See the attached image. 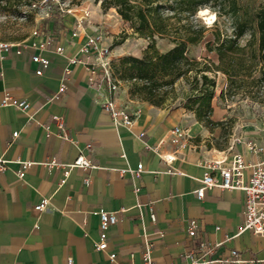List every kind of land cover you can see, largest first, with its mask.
<instances>
[{
	"label": "crops",
	"instance_id": "crops-1",
	"mask_svg": "<svg viewBox=\"0 0 264 264\" xmlns=\"http://www.w3.org/2000/svg\"><path fill=\"white\" fill-rule=\"evenodd\" d=\"M79 15L80 10L72 11L60 24L51 22L40 36L0 46V101L8 95L31 103L29 112L0 108V159L7 162V169L0 171V264H66L68 256L75 264H147V242L153 244L154 264L173 259L183 264L191 251L220 260L214 264H237L233 250L245 264H258L250 260L264 259V236L241 231L245 193L215 187L199 199L195 191L203 185L207 162H230L235 152L258 162L264 154L236 142L237 134L223 148L214 147L203 138L211 128L196 117L186 122L181 109L146 104L130 128H116L96 101L97 90L88 85L89 66L96 58L81 51L88 36L104 32L97 24L102 18L91 11L82 32L74 36ZM49 34L53 42L42 53L50 64L38 75L39 64L32 56ZM56 44L65 48L63 54L54 51ZM72 57L77 61L71 62ZM62 83L66 90L59 93ZM217 116L214 109L212 119ZM55 117L64 120L67 137ZM176 124L186 126L191 146L167 163L156 147L161 143L163 152L173 149L168 135ZM256 133L247 135H261ZM208 141L211 146L203 145ZM81 153L92 166L72 168L62 183L64 170ZM21 160L33 162L23 179L18 175ZM140 163L142 172L133 175L128 169L137 170ZM43 198L51 204L37 210L35 204ZM101 209H123L108 230V252H116L115 261L96 248ZM192 219L198 222L194 238L188 233ZM202 241L212 244L211 252L201 253Z\"/></svg>",
	"mask_w": 264,
	"mask_h": 264
},
{
	"label": "trees",
	"instance_id": "trees-1",
	"mask_svg": "<svg viewBox=\"0 0 264 264\" xmlns=\"http://www.w3.org/2000/svg\"><path fill=\"white\" fill-rule=\"evenodd\" d=\"M102 3L105 9L115 7L131 23L135 33L150 39L142 57L125 56L117 68L121 79L131 84L132 95L161 106L159 88L174 85L195 69L199 62L187 56L188 46L203 41L209 28L196 23L194 18L202 8H211L218 15L216 25L219 19L225 22L226 18L230 20L232 32L229 34L218 27L214 43L208 42V49L218 57V62L210 68L227 76L230 90L253 93L257 88L251 95L260 98L258 93L264 84V0L256 6L241 0H103ZM247 34L249 38L241 44ZM156 36L168 37L175 45L162 52L156 46ZM112 66L116 67L114 62ZM201 77L203 82L215 85L207 74ZM214 97L208 86L195 110L197 120L210 128L220 123L211 117Z\"/></svg>",
	"mask_w": 264,
	"mask_h": 264
},
{
	"label": "rangeland",
	"instance_id": "rangeland-1",
	"mask_svg": "<svg viewBox=\"0 0 264 264\" xmlns=\"http://www.w3.org/2000/svg\"><path fill=\"white\" fill-rule=\"evenodd\" d=\"M261 1L241 0L242 3H249L251 6H256ZM86 2L90 3L91 11L102 18L97 24L104 27L106 41L111 48L112 62L116 65L113 69L119 79L118 97L126 107L137 113L142 106L150 103L130 93L131 84L121 79L117 68L121 67V60L125 56L142 57L150 39L135 33L131 23L124 20L115 7L105 9L103 0H0V42L25 39L33 36L34 30L38 29L47 32L51 22L60 24L64 15L70 14L68 10L77 9ZM217 19V13L211 8H202L197 13L194 21L206 25L209 30L203 41L188 46L187 56L196 59L199 63L194 66L193 71L182 76L174 85L160 87L157 94L162 101L159 107L181 109L186 122H190L195 117L197 119L195 110L205 89L210 86L215 93L212 101L213 111L217 110L216 121L220 123L212 126L210 132L203 138L212 141L214 147L223 148L233 134L238 136L243 133L261 132L264 121V84L258 93L261 99L253 98L251 94H255L257 88L253 89V93L245 90H230L227 76L221 71L210 68L215 66L214 62H218V57L216 52L208 49V42L214 43V33L218 27L229 34L232 32L230 20L225 18L224 22L219 19L217 26ZM248 38L249 34L241 39V44H245ZM174 45L170 38L156 36V46L160 51H168ZM198 68L200 70L197 71ZM203 73L215 81L214 86L203 82L201 77ZM221 113L223 116H219ZM182 126L186 128L185 125ZM203 145L211 146L209 141L204 142Z\"/></svg>",
	"mask_w": 264,
	"mask_h": 264
},
{
	"label": "built area",
	"instance_id": "built-area-1",
	"mask_svg": "<svg viewBox=\"0 0 264 264\" xmlns=\"http://www.w3.org/2000/svg\"><path fill=\"white\" fill-rule=\"evenodd\" d=\"M80 10V15L75 19L74 36L79 35L85 27L86 20L91 16V5L86 2L77 9L68 10V12ZM44 33L40 29L34 30L33 36H40ZM53 42V37L49 34L39 44L40 52L33 54L32 61L39 64V69L36 71L38 75H42L44 69L50 64V58L43 54V50ZM12 44L10 42H0V46L8 48ZM36 46V44H34ZM37 47V46H36ZM54 51L63 54L65 48L61 45H54ZM81 51L83 53H92L96 61L90 64V76L88 78V85L97 90L98 96L96 101L99 102L103 110L110 116L113 125L116 128L122 126L130 128L135 120L136 112L132 111L124 104L120 103L118 97L119 92V79L117 78L111 58V48L106 41V33L101 32L88 36L85 44L82 45ZM71 62H76V58H70ZM69 72V70H67ZM66 90V84L62 83L59 88V93ZM6 106H14L17 109L29 112L31 103L26 98H12L6 95L0 101V108ZM58 123L59 128L67 137L66 127L64 120L61 117L54 118ZM19 132H14V138L18 137ZM168 140L173 149L170 152L161 150V143L158 144L156 149L160 150L159 155L167 163H172L179 157L184 155L185 150L191 146L190 137L187 129L180 124H176L168 135ZM236 142L242 143L246 148L256 154H264V121L262 122L261 135L259 137L248 136L247 133L240 134L235 138ZM90 147V145H88ZM21 169L18 172L20 178L26 176L27 170L32 166L33 162L21 160ZM92 166L89 157L81 153L69 169L64 170V178L62 183L66 181L70 170L74 167L88 168ZM143 164H139L137 170L128 169L133 175H140L142 172ZM7 169V162L0 159V171ZM126 170H123L125 172ZM248 172V174H246ZM88 179H86V182ZM202 187L195 191L199 199L204 198L206 191L215 187L223 189H239L245 193L244 210H243V225L241 231L251 230L255 236H264V158L258 162L248 161L244 154L235 152L231 161H210L205 166V171L201 179ZM50 200L43 198L40 202L35 204L37 210L43 211L49 208ZM122 210H100V241L96 248L99 251L108 252V230L110 226L114 225L118 220V213ZM151 219L156 220V214L151 213ZM219 228V227H217ZM188 233L191 238L198 235V222L195 219L189 221ZM153 244L146 243L145 251L143 253L144 259L147 264H154L151 258V250ZM213 246L210 242L202 241L201 253L211 252ZM199 254V253H198ZM195 251L188 252L185 255L186 261L183 264H214L220 260L205 259L198 256ZM233 261L237 264H245L247 261L239 257L237 250L231 251ZM110 260L115 261L117 258L116 252H108ZM258 264H264V259L250 260ZM66 264H75L73 256H68ZM167 264H181L176 260H170Z\"/></svg>",
	"mask_w": 264,
	"mask_h": 264
},
{
	"label": "bare ground",
	"instance_id": "bare-ground-1",
	"mask_svg": "<svg viewBox=\"0 0 264 264\" xmlns=\"http://www.w3.org/2000/svg\"><path fill=\"white\" fill-rule=\"evenodd\" d=\"M214 16V15H213Z\"/></svg>",
	"mask_w": 264,
	"mask_h": 264
}]
</instances>
